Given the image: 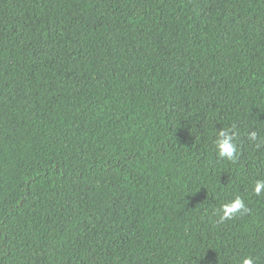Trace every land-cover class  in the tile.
Returning <instances> with one entry per match:
<instances>
[{"label": "trees", "instance_id": "1", "mask_svg": "<svg viewBox=\"0 0 264 264\" xmlns=\"http://www.w3.org/2000/svg\"><path fill=\"white\" fill-rule=\"evenodd\" d=\"M262 138L264 0H0V264H264Z\"/></svg>", "mask_w": 264, "mask_h": 264}, {"label": "clouds", "instance_id": "2", "mask_svg": "<svg viewBox=\"0 0 264 264\" xmlns=\"http://www.w3.org/2000/svg\"><path fill=\"white\" fill-rule=\"evenodd\" d=\"M234 127V126H233ZM231 129H222L217 133V139L215 141V146L217 149L218 156L228 160L235 161L238 156V145L236 143V137L238 132H233L231 135L229 132ZM250 141L256 142L258 140V134L256 131H251L248 135ZM264 144V138L259 139L257 147ZM253 191L256 195H260L264 191V180H257ZM221 215V221L232 219L237 214L249 212L248 207L245 204L244 199L237 195L230 202L223 204L219 210ZM242 264H254V260L251 256L245 257Z\"/></svg>", "mask_w": 264, "mask_h": 264}]
</instances>
